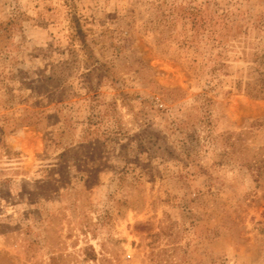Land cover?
I'll return each instance as SVG.
<instances>
[{
    "label": "rangeland",
    "instance_id": "1",
    "mask_svg": "<svg viewBox=\"0 0 264 264\" xmlns=\"http://www.w3.org/2000/svg\"><path fill=\"white\" fill-rule=\"evenodd\" d=\"M258 77L264 0H0V264H264Z\"/></svg>",
    "mask_w": 264,
    "mask_h": 264
},
{
    "label": "trees",
    "instance_id": "2",
    "mask_svg": "<svg viewBox=\"0 0 264 264\" xmlns=\"http://www.w3.org/2000/svg\"><path fill=\"white\" fill-rule=\"evenodd\" d=\"M206 21H207L206 17H204V19L202 20L201 23L195 22V20H193L192 24H193L194 28L196 30H198L199 28H197V27H201L202 25H204L206 23ZM257 80L258 81H256V84H254V86H247L246 90L248 91V93L252 94L253 96L264 95V78L258 77ZM247 85H249V84H247Z\"/></svg>",
    "mask_w": 264,
    "mask_h": 264
}]
</instances>
